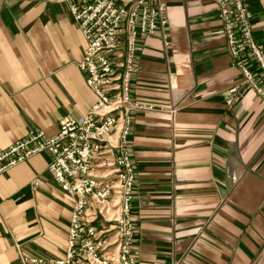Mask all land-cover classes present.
<instances>
[{
	"label": "crops",
	"instance_id": "obj_1",
	"mask_svg": "<svg viewBox=\"0 0 264 264\" xmlns=\"http://www.w3.org/2000/svg\"><path fill=\"white\" fill-rule=\"evenodd\" d=\"M161 2L168 44L138 41L131 89L165 109L132 119L135 264H264V102L241 86L226 103L241 71L214 0ZM247 4L264 50V0ZM86 45L67 1L0 0V151L86 114L95 99L78 67ZM50 158L39 152L0 173V264L65 255L75 198Z\"/></svg>",
	"mask_w": 264,
	"mask_h": 264
},
{
	"label": "built area",
	"instance_id": "obj_2",
	"mask_svg": "<svg viewBox=\"0 0 264 264\" xmlns=\"http://www.w3.org/2000/svg\"><path fill=\"white\" fill-rule=\"evenodd\" d=\"M65 1L87 41L78 67L95 99L82 118L63 119L56 133L32 130L0 151V173L36 153H49L51 176L75 198L65 255L20 259L22 264H135L132 119L140 110L165 109L136 101L131 89L138 41L160 35L168 44L167 6L161 0ZM214 1L227 50L241 71L226 103L234 102L241 86L252 88L264 102V50L253 38L248 0Z\"/></svg>",
	"mask_w": 264,
	"mask_h": 264
}]
</instances>
